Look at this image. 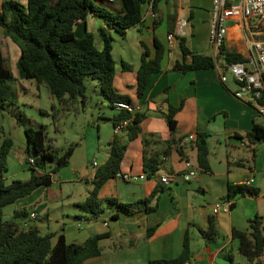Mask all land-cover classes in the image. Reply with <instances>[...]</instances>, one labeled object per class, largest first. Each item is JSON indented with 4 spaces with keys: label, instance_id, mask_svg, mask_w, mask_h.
<instances>
[{
    "label": "crops",
    "instance_id": "0c3cea01",
    "mask_svg": "<svg viewBox=\"0 0 264 264\" xmlns=\"http://www.w3.org/2000/svg\"><path fill=\"white\" fill-rule=\"evenodd\" d=\"M18 1L25 2V0ZM148 4V2L142 4V22L128 28L125 35L119 34L121 39L117 41L121 43V47L119 45L115 47L114 43L112 48V53L115 48L118 53L121 51L124 53L125 49L126 57H132L130 60L135 61L132 64L134 78L128 79L127 86L130 89L122 90V93L131 96L132 111L145 112L140 122L139 134L127 142L120 170L145 172L146 177L134 181L110 177L99 188L98 196L102 200L114 196L120 201L130 202L150 196L154 189L161 187L149 201L150 205L156 203L157 206L156 209L148 212L141 207L130 214L118 211L116 217H111L116 210L115 206L110 207L111 210L106 215H101V211L95 218L83 212L75 224L79 231L72 234L70 241L82 242L90 234L108 232V236L99 240L101 253L84 259L81 264H149L151 258L171 257L178 254L182 247L184 232L188 229L191 256L184 264H231L224 257L226 253L232 256V263L235 264L239 255L237 256L234 252V248L237 249V241L232 238V228H245L248 217L255 214L264 217V141L257 145L252 168L231 167L228 169L227 156L234 157L243 153L242 141L234 136V131L242 132L249 129L255 115L257 120L264 118V115H258L254 106L233 95L236 84L232 76L229 75L225 81H221V71L216 64L214 67L195 69L185 73L169 69L174 60L181 57L178 39L176 37L172 39L171 47L167 40V34L174 31L176 21L180 17H185L187 20L183 35L188 47L205 53L211 49V54L218 57V52L211 46L208 36L212 0H158L157 11L153 12V15L149 12ZM154 18L158 20V24L152 28L151 23ZM226 24L227 34L224 46L226 49L236 50L246 56L248 29L245 17H231ZM114 32L113 37L116 36ZM154 35L164 43L168 52L162 60L161 70L154 74L143 95L136 97L135 72L139 65L140 39H143L153 52ZM0 47L4 49L5 64L9 66V63L13 61L16 66L19 48L9 36L2 32L1 27ZM120 70L123 71L121 63ZM180 102L182 105L175 114L177 120V128L173 134L175 140L169 144L166 141L171 139V132L161 112L167 110L168 103L178 105ZM195 130L205 131L208 134L207 158L210 171L200 170L191 179L184 180L179 174L184 169L183 160L189 159L193 164H197L192 139L188 136ZM117 136L124 141L125 131L119 130ZM143 139H146V143ZM178 140L180 141L177 143ZM176 144L180 145L181 153L177 151ZM108 153L109 150L105 159ZM24 154L23 150L21 158ZM144 157L151 163L156 160L154 174L149 172L147 165L145 167ZM89 158L90 154L86 150L84 160L91 161ZM93 161L96 164H93ZM103 162L99 163L94 159L91 161V166L84 164L82 167L78 180H84L86 183L85 196L92 186L96 167ZM61 168L53 176L49 186L37 187L27 195L30 196V201H34L31 210L37 213V217L29 220V223L38 229L44 217H49L48 203L46 200L41 202L40 197L48 198L51 185L58 182L60 184L57 196L61 198V181L73 179V175L78 172V168H73L71 172L67 171L61 175L63 172ZM162 171L169 173L174 180L171 183H161L155 174ZM251 174L254 177L251 185L259 188L256 196L241 194L232 199L223 198L228 183H239ZM32 196L37 199H32ZM53 196L51 194L49 198L50 203L57 197ZM221 199L229 200L232 206L226 212L213 213L212 205ZM77 202L73 204L79 209ZM209 217L215 218L219 234L214 240L205 241L199 233V227L206 228ZM83 219L87 221L86 231L81 222ZM21 223L22 220L19 224ZM152 225H156L154 232L150 236H145L147 228Z\"/></svg>",
    "mask_w": 264,
    "mask_h": 264
},
{
    "label": "trees",
    "instance_id": "16d2710c",
    "mask_svg": "<svg viewBox=\"0 0 264 264\" xmlns=\"http://www.w3.org/2000/svg\"><path fill=\"white\" fill-rule=\"evenodd\" d=\"M158 0H1L0 1V27L2 32L17 44L19 54L16 59L18 75L21 78H32L38 84H45L50 94L64 107L73 101L85 100V78L91 77L97 81L101 94L110 102L111 106L118 108L108 118L113 130L118 123L127 120L120 127L125 131V140L121 141L114 130L110 139L109 153L103 163L98 165L92 177V186L84 200L77 205L83 212L89 213L91 218L97 217L103 210L102 202L108 207L115 206L117 212L133 213L137 208H144L145 212L156 209L157 204L150 205L154 189L150 196L134 201L124 202L114 196L102 200L98 191L105 180L115 177L120 170L121 160L127 147V142L135 138L140 130V122L145 116L144 111H132L126 107H118L116 102L133 104L129 94L116 90L113 81L116 73L115 59L113 57V31L125 35L128 28L139 24L143 19L142 4L151 2L152 11H157ZM92 15L101 19L96 31L87 28V16ZM157 19H153L151 27L155 28ZM170 30V29H169ZM172 32V31H170ZM181 50V57L175 59L170 70L185 73L187 71L210 68L215 66L216 57L202 51L192 50L186 44L185 36L175 34ZM153 52L143 39H140L141 51L139 65L135 72V94L141 97L150 85L154 74L161 70L162 60L168 48L156 35L153 36ZM4 49L0 47V114L3 111L13 113L16 103V92L10 81L14 74L4 62ZM220 53L228 62L244 60L245 56L236 51L226 49L224 43L220 46ZM121 69H131L132 65L121 59ZM264 80V75H263ZM263 101V100H262ZM261 101V102H262ZM264 102V101H263ZM253 106L251 103H249ZM182 105L168 103L167 110L161 112L171 132V144L175 140L173 134L177 128L175 114ZM258 115L260 113H257ZM262 115V114H261ZM18 121H22V112L14 114ZM264 120V119H263ZM25 154L23 163L29 170V176L24 179L13 178L6 181L4 172L7 170V154L12 145V138L7 135L0 136V264H81L84 259L101 253L99 240L108 236V232L93 233L82 242L68 241L61 230L53 240L55 232L40 233L33 225L19 228L14 219H3L2 208L16 199L29 195L40 186H49L54 174L68 162L73 151L72 145L64 150L46 143L44 125L33 127L26 125ZM234 136L242 141L243 153L237 156H227V168H252L256 157L259 142L264 141V122L253 117L252 125L242 132L234 131ZM191 140L195 149V160L199 171H210L207 158V132L193 131ZM180 140L177 141V143ZM146 143V139H143ZM176 149L181 153L180 145ZM47 158L55 159V163L48 169L45 167ZM32 159V160H31ZM148 162L144 157L143 163L154 174L156 164ZM162 183V182H161ZM259 188L244 183H228L223 198L232 199L236 195L250 194L256 196ZM232 206V202L230 204ZM30 212L25 206L15 208L14 217L26 219ZM37 217V213L35 218ZM76 218L80 217L78 213ZM156 225L149 226L145 236H150ZM199 233L205 241H211L219 234L214 217L208 218L206 228L199 227ZM232 238L237 241L238 251L245 256L247 264H264V217L255 214L248 217L247 226L243 229L232 228ZM190 235L185 230L182 247L178 254L171 257L151 258L149 264H184L190 259ZM231 264L232 256L224 254Z\"/></svg>",
    "mask_w": 264,
    "mask_h": 264
},
{
    "label": "rangeland",
    "instance_id": "374dc122",
    "mask_svg": "<svg viewBox=\"0 0 264 264\" xmlns=\"http://www.w3.org/2000/svg\"><path fill=\"white\" fill-rule=\"evenodd\" d=\"M100 23V18L97 19L92 15L87 16V28L93 32L96 31L97 25ZM114 33L116 36L113 38V44L115 43V47H118V45L121 47V43L118 42L121 38H119L120 36L117 32ZM211 46L213 45L211 44ZM123 52L118 53L116 48L113 50L116 66L113 84L120 93H122V90L130 89L127 86L129 83L128 79L134 78L132 68L120 70L119 60L121 58L127 60L131 65L135 62L133 59L130 60L132 57H126L125 49ZM207 53L211 54V49H208ZM120 54H123V56H120ZM9 66L14 74V79L10 81V84L16 92V103L13 113L22 112L24 118L22 121H18L14 114L6 110L0 114V136L7 135L12 138V145L7 154V170L4 172L5 179L9 182L13 178L24 179L29 176V170L26 164L23 163V158H21L26 143L24 134L26 125H32L33 127L44 125L45 141L46 143L50 142L53 147L65 150L68 145H72L73 151L67 164L62 166L63 172L61 175L67 173V171L71 172L73 168H78V172L73 175V179L61 181V198L57 196L60 184L58 182L51 185L52 188L48 190V198L40 197L41 202L46 200V203H48L49 217H44L42 225L39 226L41 233L55 232L53 240L56 238L57 233L64 228L63 233L64 235L66 233L65 237L70 241L72 234H76L79 231L75 226L78 218L74 215L83 213L73 203L84 200L86 194V183L84 180H78V177L84 164L91 166V161L94 159L99 163L105 160L106 153L109 150L108 143L114 133L108 117L116 112V107L111 106L109 100L101 94L94 78H85L84 103L78 99L73 101L68 107H64L50 94L45 84L37 85L32 78H21L13 61L9 63ZM127 92L129 93V91ZM260 119L264 122V118ZM86 150L90 154L89 160L91 161L88 162L84 160ZM54 163L55 159L47 158L45 167L48 169ZM51 194L54 195L53 197H57L50 203ZM29 197L27 195L20 197L3 206V219H14L19 223L22 219L21 217H14L13 211L15 208L22 206L27 209L32 208L34 206L32 202L34 201H30ZM32 199L36 200L37 197ZM102 207L101 215H106L111 210L105 201L102 202ZM81 222L83 227H85L84 231H86L87 221L83 219ZM234 252L237 256L239 255L235 264H247L244 255L239 253L236 248H234ZM239 259L242 261H238Z\"/></svg>",
    "mask_w": 264,
    "mask_h": 264
},
{
    "label": "built area",
    "instance_id": "2783aa9c",
    "mask_svg": "<svg viewBox=\"0 0 264 264\" xmlns=\"http://www.w3.org/2000/svg\"><path fill=\"white\" fill-rule=\"evenodd\" d=\"M1 8V7H0ZM149 12L153 15L151 2L148 4ZM245 17L247 21L246 41L248 46V54L244 60L228 62L223 55L218 54L216 58V66L220 69V79L225 81L229 74L232 76L236 88L233 95L247 103H251L255 110L264 115V0H212L209 17V42L215 50L220 53V46L224 43L227 34L226 21L231 17ZM187 20L180 17L175 24L174 31L167 34L169 47L172 45V39L175 34H185ZM263 100V101H262ZM262 101V102H261ZM118 107H126L129 110L133 108L125 102H116ZM127 123V120L118 123L114 130L118 132L120 127ZM190 139L194 138L193 133L189 135ZM32 160V159H31ZM93 164H96L93 161ZM184 169L180 171V175L184 180H189L199 172L197 164H193L191 160H183ZM162 183H171L174 180L169 173L162 171L155 174ZM115 177L127 181L144 179L145 172H134L132 170H118ZM254 181L253 175L245 177L241 183L251 185ZM231 202L227 199L215 201L212 205V212L228 211ZM36 216V212H30L29 216L22 220L19 228H27L29 220Z\"/></svg>",
    "mask_w": 264,
    "mask_h": 264
}]
</instances>
